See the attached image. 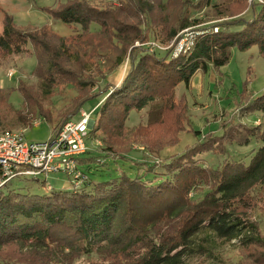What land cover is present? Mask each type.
<instances>
[{
    "label": "trees",
    "instance_id": "trees-1",
    "mask_svg": "<svg viewBox=\"0 0 264 264\" xmlns=\"http://www.w3.org/2000/svg\"><path fill=\"white\" fill-rule=\"evenodd\" d=\"M177 1L166 0L170 5ZM246 1L222 0L212 4L213 0H205L207 5L218 9L220 16L230 19L237 12L239 16L229 23L198 28L194 31L193 46L184 52L162 54L141 50L121 83L111 84L115 89L96 109L94 119L102 123L106 118L111 124L120 125L131 110L160 113L164 110L163 100L170 96L169 87L179 82L189 85L193 76L200 70H207L209 64L223 66L229 61L232 48L245 50L257 44L264 54V0L253 1L255 5L249 18H242L241 11L230 8L233 4L245 6ZM136 3L137 7L139 2ZM123 14L128 16L126 12ZM56 15L74 28L77 24L84 28L100 24L104 29L109 25L106 9L90 5L87 0H73ZM186 21L180 16L179 28L169 27L168 37L188 27L190 22ZM170 22L162 24L165 30ZM115 26L119 29L114 36L124 44L131 43L132 38L123 34L133 25L122 21ZM50 33L46 27L33 32L20 30L8 15L0 30V50L17 55L27 51L36 55L33 75L40 80L41 93L36 95L28 90L27 84L20 85L25 102L33 109L18 110L16 119L27 128L43 118L51 124L54 135L64 121L54 122L41 102L53 94L61 74L72 77L64 64H70L77 55L79 61L81 50L79 41L75 44V40H70L76 34L57 38ZM64 39H69V45ZM72 47L77 55L70 53ZM91 98L84 95L75 100V105L71 103L73 107L66 111L69 114L65 122L78 112L80 102L82 107ZM247 110L258 112L261 119L258 124L245 127L251 128L246 143H239L237 137L234 141L240 145L251 144L252 149L236 154L230 153L227 147L228 156L215 166H208L206 159L195 160L194 156L199 153L197 142L160 166L135 162L133 170L121 169L107 179H94L81 168L86 178L73 190L51 187L40 193L28 187L6 184L0 189V250L14 243L23 251L9 264H68L74 256L93 251L108 253L109 258L114 259L110 264H186V257L205 250L204 239L200 237L205 232L229 241L238 239L244 249L264 244L258 223L239 212V203L247 206L252 191L261 187L264 192V92L251 98ZM102 148L96 149L97 154L80 157V166L86 163L90 168L94 161L106 162L107 158H114L110 146ZM33 179L40 181L36 177ZM200 182L210 186L198 200L190 192ZM45 183L46 179L41 181L43 186Z\"/></svg>",
    "mask_w": 264,
    "mask_h": 264
},
{
    "label": "rangeland",
    "instance_id": "rangeland-1",
    "mask_svg": "<svg viewBox=\"0 0 264 264\" xmlns=\"http://www.w3.org/2000/svg\"><path fill=\"white\" fill-rule=\"evenodd\" d=\"M72 1L0 0V30L10 15L14 26L20 30L33 32L46 27L51 36L57 38L76 34L70 40H75V44L79 41L80 60L72 47L70 53L77 56L70 64H64L72 77L61 74L53 94L41 102L43 108L52 114L54 122L60 123L65 122L69 114L66 111L73 107L71 103L75 105V100L84 95L93 98L85 101L82 107L80 102L78 112L72 119H81V109L88 112L94 110L92 118H95L102 101L115 89L111 84L121 83L122 80L118 81L119 76L126 74L141 50L149 49L162 54L184 52L193 46L194 31L198 28L229 23V20L239 16V12L230 19L220 16L212 4L222 0H213L211 5H207L205 0H178L171 5L166 0H87L90 5L106 9L109 25L104 29L100 24H91L86 28L77 24L74 28L72 24L60 21L56 15L57 11ZM253 1L247 0L245 6L233 4L230 8L241 11L242 18H249L255 5ZM136 2H139L137 7ZM162 4L166 5L163 7ZM219 10L225 12V9ZM124 11L128 13L127 17L123 16ZM180 16L186 18L187 23L190 22L189 26L180 28L173 37H168L169 27L179 28ZM195 20L198 21L196 25L192 24ZM122 21L133 25L126 28L123 34L132 38L129 44H124L114 36V32L119 29L115 23ZM166 21H172L167 24L168 30L162 25ZM64 40L69 45V39ZM36 66L37 58L32 53L26 51L17 55L0 50V133L24 131L25 138L32 142L45 141L53 133L51 124L43 118L27 128L16 119L18 110L33 109L25 102L20 85L27 84L28 90L36 95L41 93L40 80L33 75ZM263 92L264 54L260 53L259 46L253 44L245 50L234 47L229 61L223 66L209 64L207 70H200L193 76L189 85L179 82L169 87L170 96L163 100L162 112L131 110L120 125H116L117 122L111 124L106 118H103L102 123L94 119L92 133L87 140L91 151L81 154L79 158L97 154L96 149L105 146L112 148L114 158H107L106 162L94 161L90 168L84 163L81 168L94 179H107L121 169L133 170L135 162L143 166L147 162L160 166L197 142L199 153L194 158L196 161L206 159L208 166L223 161L229 154L225 152L227 147L230 153H247L252 149L251 144L240 145L234 138L237 137L239 143H246L247 132L251 128L245 127L259 123L261 115L248 111L247 106L249 104L250 107L252 97ZM101 160L104 158L101 157ZM29 178L14 179L10 184L40 193L50 190V186L54 190H73L76 186L74 178L65 172L43 173L39 176L40 181L32 176ZM44 179L46 183L43 186L41 181ZM209 186L200 182L190 195L199 200ZM239 212L244 218L258 223L264 240V192L261 187L251 192L247 206L243 202L239 203ZM200 237L204 239L202 243L205 250L186 257V264H264L263 243L244 249L238 244V239L229 241L210 232L202 233ZM22 253L17 244H8L0 250V262L14 263ZM109 257L108 253L84 252L74 256L68 264L114 262Z\"/></svg>",
    "mask_w": 264,
    "mask_h": 264
},
{
    "label": "built area",
    "instance_id": "built-area-1",
    "mask_svg": "<svg viewBox=\"0 0 264 264\" xmlns=\"http://www.w3.org/2000/svg\"><path fill=\"white\" fill-rule=\"evenodd\" d=\"M93 112L81 109L80 120H67L45 141H29L24 131L0 133V189L14 179L51 172L67 173L78 187L85 178L79 156L90 149L87 140Z\"/></svg>",
    "mask_w": 264,
    "mask_h": 264
},
{
    "label": "crops",
    "instance_id": "crops-1",
    "mask_svg": "<svg viewBox=\"0 0 264 264\" xmlns=\"http://www.w3.org/2000/svg\"><path fill=\"white\" fill-rule=\"evenodd\" d=\"M123 76H124V74L122 73L119 77V79H118V81H120V80H122V78H123ZM12 185V184H11ZM3 188V187H2Z\"/></svg>",
    "mask_w": 264,
    "mask_h": 264
},
{
    "label": "water",
    "instance_id": "water-1",
    "mask_svg": "<svg viewBox=\"0 0 264 264\" xmlns=\"http://www.w3.org/2000/svg\"><path fill=\"white\" fill-rule=\"evenodd\" d=\"M85 178H86V176H85ZM85 178H84V180H85ZM82 183H83V182H82ZM82 183H81V184H82ZM81 184H80V185H81ZM80 185H79V186H80ZM79 186H78V187H79ZM50 187H51V186H50Z\"/></svg>",
    "mask_w": 264,
    "mask_h": 264
},
{
    "label": "clouds",
    "instance_id": "clouds-1",
    "mask_svg": "<svg viewBox=\"0 0 264 264\" xmlns=\"http://www.w3.org/2000/svg\"><path fill=\"white\" fill-rule=\"evenodd\" d=\"M94 119V118H93Z\"/></svg>",
    "mask_w": 264,
    "mask_h": 264
}]
</instances>
